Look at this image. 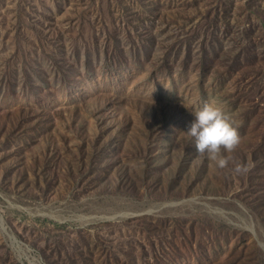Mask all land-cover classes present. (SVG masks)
Masks as SVG:
<instances>
[{
	"label": "rangeland",
	"instance_id": "374dc122",
	"mask_svg": "<svg viewBox=\"0 0 264 264\" xmlns=\"http://www.w3.org/2000/svg\"><path fill=\"white\" fill-rule=\"evenodd\" d=\"M0 264H264V0H0Z\"/></svg>",
	"mask_w": 264,
	"mask_h": 264
},
{
	"label": "clouds",
	"instance_id": "9594fccd",
	"mask_svg": "<svg viewBox=\"0 0 264 264\" xmlns=\"http://www.w3.org/2000/svg\"><path fill=\"white\" fill-rule=\"evenodd\" d=\"M187 134L194 138L195 149L219 168L228 166L225 153L234 152L241 144L242 137L236 121L215 102H206L193 114ZM247 165L236 164L235 174H246Z\"/></svg>",
	"mask_w": 264,
	"mask_h": 264
}]
</instances>
